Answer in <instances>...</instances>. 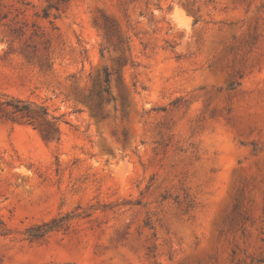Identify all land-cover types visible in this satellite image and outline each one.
<instances>
[{
  "label": "rangeland",
  "instance_id": "rangeland-1",
  "mask_svg": "<svg viewBox=\"0 0 264 264\" xmlns=\"http://www.w3.org/2000/svg\"><path fill=\"white\" fill-rule=\"evenodd\" d=\"M0 98V264H264V0H0Z\"/></svg>",
  "mask_w": 264,
  "mask_h": 264
},
{
  "label": "trees",
  "instance_id": "trees-1",
  "mask_svg": "<svg viewBox=\"0 0 264 264\" xmlns=\"http://www.w3.org/2000/svg\"><path fill=\"white\" fill-rule=\"evenodd\" d=\"M49 14L50 13L48 12V10H45L43 17L48 18ZM108 82V73L107 71H104L102 79L103 85L97 86L95 90H93L86 96V99L88 100L89 105L92 109L93 115L98 117L100 120H104L106 118V116H103L101 114V108L103 104L114 101V99L110 96L109 89L107 87ZM46 114V110L40 108V115L45 116ZM0 118L12 123H26L32 126L34 129L38 130L46 140L51 139L53 136L50 128H41L40 124H38L37 122L39 115L35 114L26 102L12 98L2 101L0 98ZM62 220L63 218L53 219L48 223H43L41 225L30 228L27 232V239L30 241L43 239L47 234L58 229V224Z\"/></svg>",
  "mask_w": 264,
  "mask_h": 264
}]
</instances>
